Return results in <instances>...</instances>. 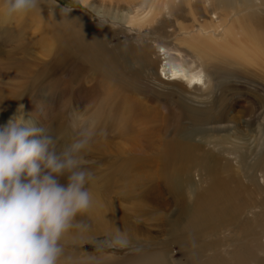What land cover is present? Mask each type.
Segmentation results:
<instances>
[{
  "label": "bare ground",
  "instance_id": "obj_1",
  "mask_svg": "<svg viewBox=\"0 0 264 264\" xmlns=\"http://www.w3.org/2000/svg\"><path fill=\"white\" fill-rule=\"evenodd\" d=\"M44 1L52 14L47 24L35 26L34 31L30 24L18 32L0 27V38L22 39L17 54L36 67L26 88L34 81L55 80L66 71L81 86L91 78H98L100 84L108 79L130 114L124 118V113L120 112L121 117L116 113L118 129L105 124L107 137L104 141L101 133L96 147L103 150L97 157V169L107 171H99L98 177L102 176L90 190L88 209L95 233L108 234L116 242L144 235L138 225L128 224L121 233L112 224L114 212L107 209L105 198L107 188L117 184L119 197L126 203L134 199V208L154 217L150 219L155 227L165 228L167 237L162 246L143 251L129 264H183V260L192 264H264V139L256 115L247 114L256 105L251 101L244 107L238 127L229 113L244 98L225 96L228 89L220 85L230 77L239 79L235 66L264 70V0H142L145 7L135 14L95 11L127 24L130 30L137 27L135 36L124 30L90 27ZM184 7L192 17L208 15L210 21L189 28L170 24L171 18L183 17ZM32 14L36 16L35 11ZM118 36L129 37L136 44L109 47ZM172 37L177 46L168 48L163 41ZM48 42L40 53L48 60L38 62V57L30 55V47ZM199 68H203V76L198 74ZM175 85L181 92L167 88ZM162 96L173 102L186 121L175 128L162 150L148 152L149 129L124 135L134 130L137 119L155 113L142 100L160 103ZM11 97H7L10 103L16 100ZM113 131L115 135H111ZM70 136L65 134L67 139ZM116 209V213H124L122 208ZM169 210L173 216L165 219ZM173 247L180 248L179 254Z\"/></svg>",
  "mask_w": 264,
  "mask_h": 264
},
{
  "label": "rangeland",
  "instance_id": "obj_2",
  "mask_svg": "<svg viewBox=\"0 0 264 264\" xmlns=\"http://www.w3.org/2000/svg\"><path fill=\"white\" fill-rule=\"evenodd\" d=\"M47 1L53 3L57 7L67 10L66 12L68 13L74 14L78 22H85L89 24L90 27H106L112 30L115 29V31L124 30L134 36L139 34L136 31L137 29H134L137 27L134 26V28H132L133 30H130L131 27L129 28L127 24L121 23L116 19L111 20L103 18L95 11L98 10L103 13V10L108 9L115 13L116 11H125L124 13L135 14L138 9L145 7L142 6V0H88L87 4L82 3V0ZM39 4V8L40 6L43 7V11H35L36 16L32 14L33 12L16 15L10 18L0 15V27L13 29L18 32L21 31L24 25L30 24L28 27L31 28V31H34V28H36L35 26L38 27L40 24H47V22L50 21V17H52L51 9L47 7L44 0H39ZM89 6H92V10H90ZM101 9L103 10L101 11ZM181 11L183 17L181 16V19L175 20L171 18L169 20L170 24H174L173 26H175V24H181L189 28L192 26L199 27L210 21L208 15L204 18L196 16L197 19L192 17L188 7L187 9L186 7L182 8ZM261 11L264 13V10ZM144 31L145 30L142 32ZM155 38H157V36H155ZM174 39L175 38L172 37L163 42H167L168 48H173L177 46ZM110 42L112 44L110 43L109 47L117 43L123 46L136 44V42L129 37L124 36L113 38ZM21 44H23L22 39L18 40L17 37L8 38L6 40L0 38V125L6 124L9 118L16 113L18 115L25 114L26 117L28 116L29 119L47 130V133L53 137L56 150L59 152L76 137L82 127L91 124L93 126L94 135L87 150L81 154L82 167L89 173L92 171L90 173L92 179L86 184L90 192L93 182H97L102 176L98 177L99 171L101 169L107 171L105 167L97 169V157L100 151H103L102 147L100 149L96 148L99 147V142L102 140L100 134L103 133L104 141L107 137L104 134V125L108 124L113 129H118L116 113L120 117V112L124 113V118H130V114H128L125 107L120 104V97L117 96L119 92L116 91L115 85L108 79L105 80L106 84H100L98 78H91L84 82L85 85L81 86L77 84L78 82L73 81L69 71H66L64 73H59V77L55 80L49 79L40 84H36L34 81L31 88H26L32 80L36 67L31 63L23 61V56L17 54L21 48ZM49 45L50 42L40 45L33 44L30 47V55L38 57V62L43 60L47 61L48 58L40 53L44 46ZM235 69L234 72L240 71V76H238L239 79L230 77L220 83V85L225 84L224 86L228 89L225 96L238 97L237 100L244 98L243 103L238 102L233 109H231L229 113L230 117H233V121L241 128V112L244 110V107L248 108L252 103L251 101H253L256 107L250 108L247 114L252 116L256 115L255 119L259 120V128L264 139V70L258 67L246 66H235ZM202 71L203 68H199L198 74L201 76H203ZM178 87L179 86L175 85L167 88L172 89L174 92H181V90H178ZM18 92H20V95L14 96ZM10 96H12V99L16 100H12L13 102L11 103L8 102L9 99L7 100V97ZM211 98H208V102H211ZM262 98L263 100L261 101ZM142 101L143 103H148L151 108H154L155 110L153 112L155 113L150 115L149 118L142 117L141 120L137 119L134 123V130L127 131L124 138L146 127L150 130L148 138L149 147L147 151H160L163 149L167 139L174 136L175 128L186 121V117L180 114L173 102L166 101L165 96L161 97L160 103L156 101ZM21 105L23 107H20ZM252 111L255 112V114H252ZM112 112H114L113 115H110ZM141 112L142 111L139 113ZM152 129L155 130L151 131ZM65 134L71 135L70 138L67 139L68 137H65ZM111 135H115V131H113ZM207 136L208 135H205V138H208ZM197 139L199 140L200 137H197ZM118 141L122 143L123 140L119 138ZM116 179L118 182H122L119 177H116ZM116 185L117 184H113V188H107L105 198L107 201V209H113L114 212L110 215L112 224H114L115 228L120 229L119 232L121 233H124L128 224L133 226L138 225L136 228H142L141 231H144V235L136 234L135 239L132 241L127 239V237H122L123 240L121 241L123 242H116L108 234H96L95 223L91 215L92 212L87 209L77 214L71 227L62 236L60 241L62 255L58 264H129L132 258L143 251L157 249L159 246L163 245L161 242L167 239L166 233L164 232L165 228L160 229L155 227V222L151 220L154 217L148 214H141V211H137L132 205L134 199L131 200V203L124 202L117 194V192H121V190ZM103 194L104 192L102 193V197ZM102 197L100 196V199H102ZM105 199L103 198V200ZM135 205H137V203H135ZM116 207L121 211L123 209L124 213H116ZM126 207L127 210H125ZM170 211L171 210L163 215L165 219L166 217L169 219V217L173 216V213ZM123 235L128 236L127 234ZM229 236L232 238L234 234L230 231ZM187 244V246L193 245L191 243ZM231 248L232 247H229V249ZM172 249L175 250V254H179V247H173ZM183 264L192 263L183 260Z\"/></svg>",
  "mask_w": 264,
  "mask_h": 264
},
{
  "label": "clouds",
  "instance_id": "obj_3",
  "mask_svg": "<svg viewBox=\"0 0 264 264\" xmlns=\"http://www.w3.org/2000/svg\"><path fill=\"white\" fill-rule=\"evenodd\" d=\"M38 10L39 0H0L4 17ZM93 135V126H84L58 152L25 114L0 125V264H58L62 236L91 204L92 176L81 154Z\"/></svg>",
  "mask_w": 264,
  "mask_h": 264
}]
</instances>
